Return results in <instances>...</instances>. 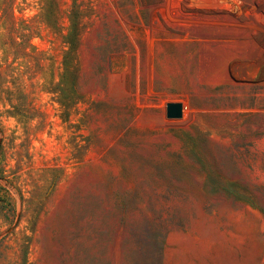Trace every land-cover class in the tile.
Here are the masks:
<instances>
[{"label":"rangeland","instance_id":"1","mask_svg":"<svg viewBox=\"0 0 264 264\" xmlns=\"http://www.w3.org/2000/svg\"><path fill=\"white\" fill-rule=\"evenodd\" d=\"M0 264H264V0H0Z\"/></svg>","mask_w":264,"mask_h":264},{"label":"water","instance_id":"2","mask_svg":"<svg viewBox=\"0 0 264 264\" xmlns=\"http://www.w3.org/2000/svg\"><path fill=\"white\" fill-rule=\"evenodd\" d=\"M166 114L171 118H179L182 115V103L169 102L167 103Z\"/></svg>","mask_w":264,"mask_h":264}]
</instances>
